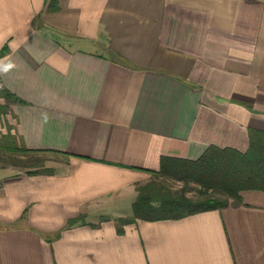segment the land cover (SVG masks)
Instances as JSON below:
<instances>
[{
	"label": "crops",
	"instance_id": "1",
	"mask_svg": "<svg viewBox=\"0 0 264 264\" xmlns=\"http://www.w3.org/2000/svg\"><path fill=\"white\" fill-rule=\"evenodd\" d=\"M5 45L0 122L65 161L0 165V264H264V191L119 222L162 156L264 131V0H0Z\"/></svg>",
	"mask_w": 264,
	"mask_h": 264
},
{
	"label": "trees",
	"instance_id": "2",
	"mask_svg": "<svg viewBox=\"0 0 264 264\" xmlns=\"http://www.w3.org/2000/svg\"><path fill=\"white\" fill-rule=\"evenodd\" d=\"M7 53L8 47L5 45L0 50V59ZM2 94L10 97L7 90H3ZM13 100L22 103L18 98ZM6 109L0 106L1 111ZM249 137L250 146L246 152L210 146L196 160L162 156L159 171L151 172L154 181L138 187L139 193L132 205L133 216L120 218V224L137 220H178L224 208L229 199L240 200L243 191H264V131L252 129ZM160 178L194 182L199 188L194 196L162 191L155 183Z\"/></svg>",
	"mask_w": 264,
	"mask_h": 264
},
{
	"label": "rangeland",
	"instance_id": "3",
	"mask_svg": "<svg viewBox=\"0 0 264 264\" xmlns=\"http://www.w3.org/2000/svg\"><path fill=\"white\" fill-rule=\"evenodd\" d=\"M18 145L15 137H13L12 128L0 122L1 166L13 167L16 170L32 175L52 172L58 162L65 161V158L55 154L39 153L31 155L24 151L23 148H19ZM3 146H7V148ZM150 180L154 181L152 174ZM155 183L157 188L162 191L186 193L189 196H194L199 188L194 182H184L172 178H160Z\"/></svg>",
	"mask_w": 264,
	"mask_h": 264
}]
</instances>
